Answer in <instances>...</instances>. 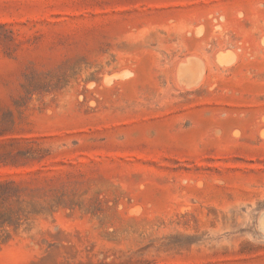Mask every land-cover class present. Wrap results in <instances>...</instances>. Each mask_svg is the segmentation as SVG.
Returning a JSON list of instances; mask_svg holds the SVG:
<instances>
[{
    "label": "rangeland",
    "instance_id": "374dc122",
    "mask_svg": "<svg viewBox=\"0 0 264 264\" xmlns=\"http://www.w3.org/2000/svg\"><path fill=\"white\" fill-rule=\"evenodd\" d=\"M0 264H264V0H0Z\"/></svg>",
    "mask_w": 264,
    "mask_h": 264
},
{
    "label": "bare ground",
    "instance_id": "6f19581e",
    "mask_svg": "<svg viewBox=\"0 0 264 264\" xmlns=\"http://www.w3.org/2000/svg\"><path fill=\"white\" fill-rule=\"evenodd\" d=\"M200 32H201V31H199V33H200ZM199 33L197 32V34H199ZM228 52H229V51H228ZM228 52H227V53H228ZM220 54H221V53H220ZM231 54H232V53H231ZM223 56H224V55H223ZM226 56H227V55H226ZM218 58H219V57H218ZM233 58H234V57H233ZM233 58H230V59L233 61ZM216 59H217V58H216ZM220 59H221V58H220ZM215 61H216V60H215ZM228 61H229V62H232V61L229 60V58H228ZM228 61H227V62H228ZM219 62H222V61L219 60ZM229 62H228V64H229ZM216 63H217V61H216ZM226 64H227V63H226ZM219 65H220V64H219ZM220 66H221V65H220ZM224 66H225V65H224ZM128 72H129V71H128ZM120 75H121V74H120ZM120 77H122V75H121ZM124 77H125V76H124ZM112 78H113V77H112ZM198 78H199V77H198ZM111 80H112V79H111ZM111 80H110V82H111ZM107 81H108V80H107Z\"/></svg>",
    "mask_w": 264,
    "mask_h": 264
}]
</instances>
